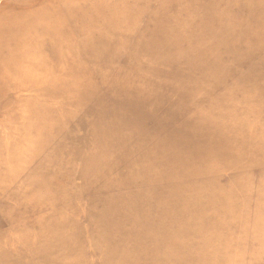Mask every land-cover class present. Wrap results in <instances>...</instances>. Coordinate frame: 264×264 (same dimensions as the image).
Returning a JSON list of instances; mask_svg holds the SVG:
<instances>
[{"label": "rangeland", "instance_id": "1", "mask_svg": "<svg viewBox=\"0 0 264 264\" xmlns=\"http://www.w3.org/2000/svg\"><path fill=\"white\" fill-rule=\"evenodd\" d=\"M17 1L0 264H264V0Z\"/></svg>", "mask_w": 264, "mask_h": 264}, {"label": "bare ground", "instance_id": "2", "mask_svg": "<svg viewBox=\"0 0 264 264\" xmlns=\"http://www.w3.org/2000/svg\"><path fill=\"white\" fill-rule=\"evenodd\" d=\"M12 1L14 3V6H19L20 5L17 0H12ZM54 1L56 2L58 0H36V1H34L30 5V7L33 10V12L34 11H38L39 12V14L36 15V18L42 17L43 16V11L45 9H52L51 11L54 14V12L56 11V9L54 8V5H53ZM59 1L60 2L63 1V3L66 2L67 5H68V10H69L68 12L70 14H72V12L74 11L75 16L77 15L76 11L79 10V8H76L78 1H81L82 3L83 2H87V3H84L82 5L86 15H93V14H96L97 11H99V10L96 9L95 4L92 2V0H59ZM24 10H28V6L26 4L24 6ZM57 13L58 14H55L54 18H57L58 20H59V18H61L62 19L61 22L63 23L64 15L61 16L62 14H61V12L59 10H57ZM87 13H89V14H87ZM106 13H108V11H106ZM87 28H89V27H87ZM54 33L57 34V32H55V31H54ZM13 41H19V40L16 39L13 36L12 42ZM17 46L18 45H15L14 51H12V48L10 49L8 46H5L4 44L1 43V46H0V70L3 67H6V66H13V67H16V68H22V65L20 64V60L18 59L17 54H16ZM69 48L70 47H68V50L66 49L65 53H63V54L61 52L57 53L55 51L52 53L53 60H52L51 65H50V69H48L46 64H44L45 69H47V73H50L49 71H51V73H54L56 70H60L61 69V66H59L58 63L60 61L62 62L63 56L68 51H71V48L70 49ZM56 59H57V62H56ZM73 59L75 60V58H73ZM68 64L70 65V63H68ZM72 64H73V61H72ZM21 72H22V70H21Z\"/></svg>", "mask_w": 264, "mask_h": 264}]
</instances>
